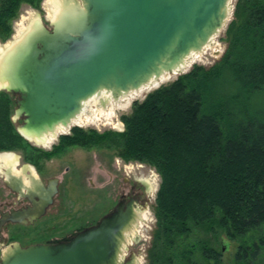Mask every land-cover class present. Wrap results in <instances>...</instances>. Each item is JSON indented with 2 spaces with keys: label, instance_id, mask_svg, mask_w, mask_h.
Returning <instances> with one entry per match:
<instances>
[{
  "label": "trees",
  "instance_id": "trees-1",
  "mask_svg": "<svg viewBox=\"0 0 264 264\" xmlns=\"http://www.w3.org/2000/svg\"><path fill=\"white\" fill-rule=\"evenodd\" d=\"M43 1L0 0V41L24 5ZM226 38L213 67L196 65L135 102L123 132L75 127L61 137L57 153L113 148L160 176L146 264H223L222 239L238 244L236 264L264 261V114L253 111L264 92V0H238ZM14 106L0 92V153L29 148Z\"/></svg>",
  "mask_w": 264,
  "mask_h": 264
},
{
  "label": "water",
  "instance_id": "water-1",
  "mask_svg": "<svg viewBox=\"0 0 264 264\" xmlns=\"http://www.w3.org/2000/svg\"><path fill=\"white\" fill-rule=\"evenodd\" d=\"M61 2L53 19L38 17L0 61V92L17 97L12 120L32 144L61 127L72 130L95 97L108 94L99 99L107 108L166 74H184L186 61L213 43L233 9L231 0ZM136 216L132 205H120L69 242L12 244L0 264H139L122 259Z\"/></svg>",
  "mask_w": 264,
  "mask_h": 264
},
{
  "label": "flooded vegetation",
  "instance_id": "flooded-vegetation-1",
  "mask_svg": "<svg viewBox=\"0 0 264 264\" xmlns=\"http://www.w3.org/2000/svg\"><path fill=\"white\" fill-rule=\"evenodd\" d=\"M13 97L16 100L17 97ZM72 131L73 129L69 135H72ZM54 142L46 146L29 142L26 151L0 153V176L3 178L4 188L8 190L5 192L0 189V258L3 255L1 246L19 244L28 247L69 242L74 235L66 233H72L75 223L81 225L82 232L97 226L103 218L113 214L118 206L123 205L126 211L128 206L132 205L137 216L134 226L126 234L122 259L125 262L139 261L142 251L133 250L131 247L139 245L144 238L138 230L136 236L131 234L139 226L142 219L141 209L153 196L155 188L144 179L143 174L128 168V170L118 168L112 158H107L110 161L108 167L107 162L96 169L89 164L74 181L81 188L82 198L86 199L91 187L98 190L103 206L107 199H111L114 206L96 223L86 224L85 215H88L89 211L76 214L70 210V207H74V202L64 192L71 167L63 170L61 178L59 175L53 177L44 175L51 158L62 155L69 149L57 153L62 146L61 138L57 144ZM38 146L45 150L37 148ZM48 153H53L52 157H49ZM16 167H23L21 174L15 172ZM59 231L61 233L56 234ZM128 247L131 249L125 250Z\"/></svg>",
  "mask_w": 264,
  "mask_h": 264
},
{
  "label": "rangeland",
  "instance_id": "rangeland-1",
  "mask_svg": "<svg viewBox=\"0 0 264 264\" xmlns=\"http://www.w3.org/2000/svg\"><path fill=\"white\" fill-rule=\"evenodd\" d=\"M48 0H44L40 6V8H33L28 5H24L21 8V12L19 15V18L13 23V29H14V34L6 42H1L0 41V47L5 46L4 51L6 48H8V45L13 43L15 34L17 29L19 28V25L24 23L26 24L25 26L28 25L29 21L32 20L34 17L38 18L41 17L44 22H46L49 19V13L46 10V2ZM238 0H231V6L233 7L232 9V14L229 19V22L227 23L226 27L224 30L215 38L217 42V46L210 48L203 56L201 57V60L192 64L191 67L188 69L186 73H189L194 66H203L205 68H211L215 64H217L222 57L225 54L226 48H227V38H226V31L228 29L229 24L234 20V12L236 8ZM30 24V23H29ZM29 26V25H28ZM184 73V74H186ZM183 75V74H181ZM179 76L171 77L168 82H165L161 84L159 87L146 92L143 96L133 100L130 104H128L126 107L123 108H114L112 116L109 118L111 120L108 121L107 117H102L100 120H95L93 122L87 123L84 126H74L71 127L72 129L75 127L81 128L84 131H91L95 130L99 133H103L105 131H116V132H122V129H125V126L123 122L121 121L122 116L124 115H129L132 112V107L135 102H141L143 101L146 96L157 90L158 88L162 86H167L171 84L173 81H175ZM15 100V98H14ZM117 101L111 100L107 106V108H104L100 103L99 106L102 110L108 108L113 104H116ZM255 106V107H254ZM254 106H253V111L257 114H264V92L259 94L255 101H254ZM15 109V106H14ZM96 109V108H94ZM120 109V110H119ZM19 124V123H18ZM17 124V125H18ZM121 125V127L119 126ZM71 133V130H69L67 135ZM59 137L56 139L54 143H58ZM40 149L45 150L42 147H37ZM117 153L113 148H96L92 150H87L81 147H74V148H69L66 152H64L62 155L60 154L59 156H55L51 158V160L47 164V169L46 172L44 173L45 176H57L59 175L60 178L63 177V170L66 167H71V174L67 176V180H69L67 183H65V188L64 192L66 193V196H68L70 199L73 200L74 202V207H70V210H72L74 213H83L86 212L87 210L89 211L88 215H85V220L86 224H94L97 221H99L106 213H109L112 208H113V203L111 199H107L105 202V206H103L101 203L100 196L98 194V190L89 188V192L86 195V199L82 198L81 196V188L74 182L75 177L79 174H82V171L85 170L89 164L93 167H98L103 164L104 162L106 163V167L109 166V160L108 159H114V163L118 165V168H121L122 170H126L127 168L129 170H132L133 172H137L138 174H143L142 176L144 179L150 183L153 188H155L153 196L150 197L146 203V205L141 209L142 211V219L139 222V226L134 230V232L131 234V236H136L137 230L139 234L144 238V241H142L139 245L131 247L133 250H141V254L139 255V264H146V259H147V251L150 247V244L153 240V231L155 230L157 220L154 215L153 207L155 204L157 192L160 187L161 179L160 176L157 174V172L150 166L146 164H141L137 162H126L122 158L119 157ZM19 155V154H18ZM52 157V156H51ZM127 169V170H128ZM23 167L15 168V172L22 173ZM123 175V173H121ZM130 174V173H129ZM125 175V173H124ZM0 189L4 190L7 192L8 190L4 188L3 184V178L0 176ZM89 200V201H88ZM81 225L75 223L73 227V231L71 234L69 232H63V234L67 235H77L78 232L81 231ZM61 232H57L56 234H60ZM222 245H223V264H236L235 259L238 251V244L222 239ZM10 246V245H9ZM9 246L7 247H2L1 250L4 252ZM130 247L125 248L126 249H131ZM264 259V258H263ZM1 260V258H0ZM254 264H264V261L262 262H256Z\"/></svg>",
  "mask_w": 264,
  "mask_h": 264
},
{
  "label": "bare ground",
  "instance_id": "bare-ground-1",
  "mask_svg": "<svg viewBox=\"0 0 264 264\" xmlns=\"http://www.w3.org/2000/svg\"><path fill=\"white\" fill-rule=\"evenodd\" d=\"M61 3H62L61 0H48L46 2V10L49 13V19L54 18V16L57 14V12L60 9ZM36 19L37 18L34 17L32 20H30L29 21L30 24L28 23L29 26L28 25L25 26L26 24H24V23L19 25V28L17 29L15 37H14L15 41L13 43H11L10 45H8V48L13 46L14 43L19 42L21 40V38L23 37L25 32H27V30L29 29L32 22H34ZM215 40L216 39H214L213 43L211 45H208L207 48L202 53L194 54L189 60H187L184 67L180 71V73H186L192 64L201 60V57L203 56V54H205L210 48L217 46V42ZM4 48H5V46L0 47V61H1V57L3 56V54L6 52V50H8V48H6V50L4 51ZM1 64H2V62H0V68H1ZM175 76H179V73H175L174 75L166 74L164 77H162V79L160 81H154L153 83L142 88L141 90L134 91L128 95L123 96L119 101L116 102V104L112 103V105L108 108V110H106V109L102 110L99 106V99L101 100V97L106 98L108 96V94H103L101 97H98V98L95 97V98L91 99L88 103H86L83 113L73 122L72 126H84L87 123L95 121L96 119L100 120V118H102L103 116L107 117L108 121H109V120H111L109 118L112 116L114 108L126 107L133 100L143 96L146 92H149V91L159 87L161 84L168 82V80L171 77H175ZM4 87H5V85L0 83V89H3ZM94 108H96V109H94ZM119 126L121 127V125H119ZM69 130L70 129H68V128H62L61 127L57 130L56 135H54V134L49 135L42 140H38L37 142H35V144L46 146V144L48 145L50 143H53L58 138V136H60L61 134L68 133Z\"/></svg>",
  "mask_w": 264,
  "mask_h": 264
}]
</instances>
